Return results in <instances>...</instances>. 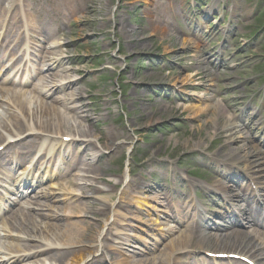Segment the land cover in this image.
I'll use <instances>...</instances> for the list:
<instances>
[{
    "label": "rangeland",
    "instance_id": "obj_1",
    "mask_svg": "<svg viewBox=\"0 0 264 264\" xmlns=\"http://www.w3.org/2000/svg\"><path fill=\"white\" fill-rule=\"evenodd\" d=\"M10 1L5 0L4 3L5 8L8 7L9 10L7 18L17 11V7L12 6ZM22 1L29 5L35 16L42 14L36 18V24L41 21L47 23L46 30L51 33L50 39H56V44L58 39L62 42V45L60 43L57 47L61 57L67 59L66 63L51 73L60 77L68 76L74 80L82 79L73 89L56 93L51 101L55 97L69 99L71 93H81L82 102L86 104V113L91 115L93 120L85 122L78 117L83 113H78L74 114V121L76 125L80 124L84 128L91 126L94 144L100 151L105 152L93 169L89 167L84 172V166H81V170L74 172L79 176L85 174L86 177L78 179L75 186H71L67 193H62L59 201L51 197L46 198V201L41 200L50 208L66 212L59 221L52 219L49 222L61 224L62 227L73 221L95 223L97 218L103 219L110 211L95 217L93 214L88 215L84 205L95 197L99 202L96 206L103 208L112 205L113 210H118L115 216L111 214L108 226L104 230L101 227V231L108 238L106 244L113 245L120 251L118 255L114 253L111 257L106 249L104 254L96 252L89 256L88 260H95L96 264H116L119 257L126 263L128 261V264H135L136 261L149 264L160 252L134 257L129 250H137L131 247L139 245L135 237L148 242L149 238L146 237L149 227L158 228L160 216L163 217V208H157L150 198L154 190L161 188L164 183L172 192L179 185L176 173H186L189 170L202 175L201 177L207 178L208 181H223L225 172L204 160L205 153H216L235 160L234 153H237L236 150L241 145L246 144L247 149H263V130L252 128L249 134H245L243 127L234 120L239 133L244 138L247 136V139L234 138L227 144L225 134H215L214 128L208 129L205 126L213 115V107L200 116H192L185 106H194L196 103L179 101L168 109L165 107L169 104L168 100L161 98L157 93L159 90L167 92L168 85L192 84L202 88L195 90L185 87L179 92L185 93V98L195 95L204 97L206 88L213 89L211 86L216 82L219 90L227 91L230 97L234 92L232 99L221 93L217 97V103L233 114L244 109L245 87L251 86L255 91L261 83L258 76L264 75V71H260L264 64L263 67L255 68L257 64L264 63V47L261 46V40L244 44L249 41L247 37L251 30L259 27V23L264 21L263 18L258 23L255 19L258 0H222V7L216 10L217 20H209L218 31L224 26L231 27L230 32L239 34V41L244 44L238 48L249 49L238 55V58L228 61L220 74L210 65V71L206 73L202 72L204 69H197L195 61H192L194 65H191L189 42L182 46L176 33L169 35L165 44H161L157 30L163 27L156 24L153 28L150 27V20L156 21L158 16L171 17V25L179 26L180 30L191 34L193 29L197 28L195 24L200 25L196 20L201 19L198 18L200 14L203 17L204 12L210 9L212 0ZM262 4L264 7V1ZM47 9L57 10L58 16H48L45 12ZM50 39H43L44 46L48 47L53 43ZM233 64H236V70H233ZM166 66L170 67L169 70ZM183 66H188L190 72L181 69ZM196 69L199 71L198 76L195 75ZM186 76L189 77L187 80ZM246 82L248 84L244 85ZM226 97L228 99H225ZM55 105L62 113L68 112L63 103L57 101ZM260 110L264 115V105ZM6 120L12 125L11 119ZM199 124L204 127L196 129ZM106 143L111 145L110 148L105 149ZM62 168L65 170L66 164L62 165ZM206 168L210 170L208 175L204 171ZM102 176L106 180H101ZM56 181L61 185L69 184L66 178ZM40 190L41 186L38 191ZM148 196L150 197L147 198ZM137 197L141 200L135 205L133 199ZM155 200H158V197ZM77 210L80 212H75ZM114 233L125 234L128 242L113 243L109 238H113ZM260 250L264 252V247ZM181 259L184 261L183 257ZM67 261L69 264L73 262L71 257Z\"/></svg>",
    "mask_w": 264,
    "mask_h": 264
},
{
    "label": "bare ground",
    "instance_id": "obj_2",
    "mask_svg": "<svg viewBox=\"0 0 264 264\" xmlns=\"http://www.w3.org/2000/svg\"><path fill=\"white\" fill-rule=\"evenodd\" d=\"M217 1L218 0H214L213 4H217ZM10 2L12 3L13 1L11 0ZM19 2V0H16L13 3L19 6ZM4 11V0H0V19L2 18L1 21H3L1 27H5V29L0 32V64L4 61L2 55L3 51H7L10 57L9 67L8 65H5V63L0 65L2 68L1 72L4 70V83H9V86L19 84L25 87L38 72H50L56 67H60L64 64L65 59L61 57L59 52L48 50V54L42 57L40 66L38 55H36V53H38L36 47L40 48L41 37L44 38L43 32L45 29L43 27H33L34 30L24 28V30L30 35H34L32 38L26 39L25 42L22 37L16 35V32L21 29L20 22L24 19L21 18L19 14H16L11 17L8 24L5 26V15L3 16ZM146 12L148 11L146 10ZM150 23V27L153 28L154 21L150 20ZM157 31L160 34L161 44H165V40L173 33L165 27ZM29 43H31V45H29ZM187 43V40L180 41L182 46H185ZM22 44L23 46L26 45L25 52H36L33 54L34 59L30 60L31 64H29L28 61L26 62L29 66V75L26 79L17 78L20 71V66H18L19 62L24 58V52L23 54L21 53L23 48L21 47ZM53 47L54 46L51 45L50 48ZM10 69L11 71H9ZM196 73H198L197 70ZM11 75H14V78L11 77ZM187 78L189 77L186 76L185 80H187ZM40 80L42 83L34 85L30 92L12 90L9 86L0 87V146L6 145L5 152L0 151V159L7 161L4 158L5 153L11 150L10 154L12 157H16L17 162H11V160H8V162L10 165L17 166L25 161V155L39 152L38 150H35L37 145L39 150L43 148V145H46L45 154L52 153L54 148H63L65 154H70L68 148L73 146L72 148H76L77 152L75 153H77V155L83 154L90 157L87 165L90 169H93V163L100 161L105 152L100 151L101 149H98L94 144L93 130L91 126L84 128L80 124L76 125V122L74 121V114L78 113H83L78 117H81L85 122L90 119L93 120V117L86 113L87 108L86 104L82 102L83 97H81V93H71L69 99L55 97L52 101L48 100V97L52 96L54 93H61L62 91L73 89L79 81L68 76L60 77L57 74L52 73L50 78L42 77ZM35 92H38V95L34 94ZM202 99H206V97ZM57 101L58 103H63L68 112L62 113L55 105ZM165 107H167V105H165ZM185 107L188 108L192 116H200L203 112L208 111V109L213 107V115L210 120L207 121L205 126L208 129H211V127L214 128L215 134H225V142H227V144L229 141L234 140V138L242 137L239 133L237 123L234 122L233 113H230V111L220 103L216 102L213 105H204V107H202L201 104ZM170 108L171 107L168 109ZM6 119H11V121H13L12 125H9ZM249 122H251V120H249ZM93 127H95V124H93ZM202 127H204L203 124H199L196 129H202ZM61 137L62 139L63 137L70 138L69 143L65 144ZM242 139L246 140L247 136L245 138L242 137ZM99 142H101L100 138ZM104 145L106 147L105 149L110 148L111 146L108 143ZM245 145H241L237 148V153H234L236 154L235 160L237 163H244L248 170H252L255 168L254 166L258 165L256 159L259 157L260 150L255 147L247 149ZM19 147L25 151H20ZM16 149L18 152H16ZM241 150H243V154H241ZM53 158L54 157L51 154L48 162L53 163L54 166L57 167L58 164ZM215 158L218 160V163L220 162L219 165H229L227 159ZM230 162H232L231 164H234L233 161ZM27 169L28 167L26 170ZM26 170L21 173L24 174ZM68 171L70 172V169H68L67 172ZM30 174L31 169L26 174L27 179ZM34 178H36V176ZM101 180L104 181L106 179L102 176ZM42 181L43 179L41 178L36 179L37 183ZM76 182L77 180H72L66 185H55L53 188L57 190L50 191L49 193H67L71 186H75ZM220 186L225 191H230L234 187L226 184H220ZM220 186L217 185L216 189H220ZM114 187H116V184H114ZM76 191L78 192V190H75V192ZM26 193H28V191L25 190L24 187L21 188L20 185L15 188V195L19 198L26 195ZM49 193L41 191V193L36 196L34 195V198L39 196L47 197L50 195ZM29 195L30 194L28 193V196ZM245 199L246 196L243 197V200ZM97 200L98 199H95L94 197L91 202L84 203L87 207L88 215L92 216L93 214L94 216H98L102 213V215H104L105 212L110 211L106 217H102L103 219L97 218L95 223L91 221H73L62 227L61 224L49 221L52 219L58 221L62 219L66 214L65 210L60 211V209H57L60 211L59 212L50 208V206L41 203L39 200H28L24 202V205H31L29 206L30 210L36 211L34 213L28 212L27 214L21 213L20 215L19 212H16L11 216L4 229L15 236L18 242L12 243L6 242L4 239L0 240V264H69L67 261L69 257L73 260L71 264H96L95 260H88L89 256L96 252L104 254L107 249L111 257L114 253H119L118 248L106 244L105 241L108 240V238L104 235V232L101 231V227H103L102 230H104V228L108 226L111 214L115 216L118 214V210H113L112 205H107V207L103 206V208L100 205L96 206L97 203H99ZM138 202L139 201H137V203ZM24 205L22 207H24ZM81 210L85 211V209ZM75 212H80V210ZM230 217L231 216H226L225 221ZM222 226L223 227L215 226L214 229L221 230L226 227V225ZM112 235L113 238L109 239L113 241V243L125 244L127 241L125 236L120 233H114ZM2 237L5 238V236ZM86 246L88 248H84ZM261 246H264V236L253 237L252 233H245L241 230L227 232L222 236L205 235L203 232H201L200 235L193 236L182 232L179 236L167 243L161 253L158 256H154L149 264H181V253L188 252L189 249H192L193 247L199 248L200 250L214 251L215 253H237L241 250L243 252L246 251V255L250 254L253 258L257 259L264 257V252L260 251ZM116 264H128V261L126 263L118 257ZM135 264L144 263L136 261Z\"/></svg>",
    "mask_w": 264,
    "mask_h": 264
}]
</instances>
